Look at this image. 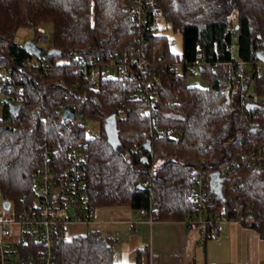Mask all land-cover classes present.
Listing matches in <instances>:
<instances>
[{
    "label": "trees",
    "instance_id": "16d2710c",
    "mask_svg": "<svg viewBox=\"0 0 264 264\" xmlns=\"http://www.w3.org/2000/svg\"><path fill=\"white\" fill-rule=\"evenodd\" d=\"M131 11V0H0V76L7 72L11 85L0 109V198L21 215L33 204L42 145L63 176L68 148L82 143L83 213L128 205L152 220L182 221L195 210L194 177L220 171L224 202L211 193L210 212L250 217L255 222L246 225L264 239V69L257 54L264 52V0H153L146 14L152 32L138 31ZM161 19L181 34L180 56L169 50ZM24 26L35 28L34 41L38 27L50 26L46 47L62 55L36 58L25 51L13 38ZM123 60L131 74L107 75ZM193 67L205 87L187 83ZM245 73L252 76L257 109L243 104L246 89L232 88ZM148 86L155 91L149 102L140 99ZM9 103L19 106L15 113ZM65 105L75 108L73 120L62 118ZM112 114L121 150L106 140L104 121ZM87 120L99 122L94 135ZM146 141L151 151L144 162ZM250 155L254 164L244 163L241 157ZM237 161L243 163L233 168ZM144 180L150 186L138 188ZM205 232L208 238L215 230L208 225ZM144 252L133 264H143ZM56 264L120 263L112 260V239L87 229L61 239Z\"/></svg>",
    "mask_w": 264,
    "mask_h": 264
},
{
    "label": "built area",
    "instance_id": "2783aa9c",
    "mask_svg": "<svg viewBox=\"0 0 264 264\" xmlns=\"http://www.w3.org/2000/svg\"><path fill=\"white\" fill-rule=\"evenodd\" d=\"M152 3L153 0H131L132 17L138 31L143 28L149 32L154 31L152 25H146L147 6ZM37 31L39 36L36 42L46 47L50 40L49 34L42 27H38ZM231 36L236 39L237 33L233 31ZM128 63L126 60L115 63L113 74H131ZM135 63L140 66L141 72H150L148 66ZM258 68L264 69V61L258 64ZM251 85L252 76L250 73L242 74L232 80V88L235 91L246 89L242 98L245 106L256 104L258 101L256 92L248 90ZM0 89L5 92L3 101L7 102L10 99L9 91L11 90V85L7 80V72L0 76ZM154 93L152 87H145L140 92V99H146L149 102V97ZM91 134L94 135V132ZM174 136L180 138L181 133L176 131ZM42 146V160L38 166L33 204L19 216L12 215L9 218H0V264H56V253L61 239L68 237L67 226H88L97 223L94 216L83 213L81 205L83 180L81 168L84 158V144H72L68 148L63 176L59 174L55 164L53 165L49 146L46 144ZM134 149L138 151L140 147L134 145ZM241 159L247 164H254L255 162V157L252 155L242 156ZM240 162L243 163V161H237L230 165L234 168ZM218 172L222 176L221 172ZM210 173L201 172L193 179L190 201L195 210L182 220L188 229L191 230L195 225H201L205 228L212 225L213 230L216 231L218 223L222 221L245 224L255 222L250 217L243 215L231 219L221 214L212 215L208 202L210 194L213 193L210 188ZM141 185L142 187L150 186L148 180H144ZM233 186L236 187V185ZM25 196L23 194L22 198ZM217 200L221 201L220 199ZM10 206L9 204L7 211H9ZM151 207L150 204L149 208ZM136 213L146 218L148 222L153 221L149 215L145 216V209L136 210Z\"/></svg>",
    "mask_w": 264,
    "mask_h": 264
},
{
    "label": "crops",
    "instance_id": "0c3cea01",
    "mask_svg": "<svg viewBox=\"0 0 264 264\" xmlns=\"http://www.w3.org/2000/svg\"><path fill=\"white\" fill-rule=\"evenodd\" d=\"M94 218V229L112 239L114 263L133 264L145 250L143 264H264V239L244 223L219 222L205 238L201 225H195L202 230L197 237L194 226L189 230L181 220L148 222L128 205L100 207Z\"/></svg>",
    "mask_w": 264,
    "mask_h": 264
},
{
    "label": "rangeland",
    "instance_id": "374dc122",
    "mask_svg": "<svg viewBox=\"0 0 264 264\" xmlns=\"http://www.w3.org/2000/svg\"><path fill=\"white\" fill-rule=\"evenodd\" d=\"M159 28L162 29L161 33H163L168 41H169V50L171 51V53H173L174 55H181V50H182V43H181V34L178 31H173L170 26H166L165 22L161 19L159 22ZM50 26L45 27V31L50 34ZM35 37V28H33L32 26H24V27H20L18 28L13 35V38L15 41H17L18 43H20L21 45L25 42V41H31L33 40ZM232 54L235 57L237 55V50L236 48H234L232 50ZM177 71L181 72V67H177ZM107 75H112L113 71L108 68L107 70ZM1 76H3V74H1ZM186 81L189 85H195V86H199V87H205L207 85V80L204 79L198 68L193 67L192 68V73L187 72L186 74ZM248 90L250 92L253 91L252 85L248 88ZM3 95L0 96V109H1V102L3 101ZM86 129L88 133L91 132H98L100 129V125L99 122L93 121V120H87L86 121ZM2 203L3 200L0 198V218H9L12 217V209H10L8 212L4 211L2 208ZM98 211V209L95 210V213ZM94 225L90 224L88 226H82V225H69L67 226V236L71 237L73 235L76 234H82L84 233L87 229H94ZM100 229V228H99ZM199 229V230H198ZM198 236H201L200 234L202 233V230L200 228H197L194 226V230H193ZM194 235V234H193ZM192 235V236H193ZM135 262V261H134ZM133 263V262H132Z\"/></svg>",
    "mask_w": 264,
    "mask_h": 264
},
{
    "label": "water",
    "instance_id": "95a60500",
    "mask_svg": "<svg viewBox=\"0 0 264 264\" xmlns=\"http://www.w3.org/2000/svg\"><path fill=\"white\" fill-rule=\"evenodd\" d=\"M237 28V26H236ZM22 48L33 55L36 58H51V57H56V56H61L62 52L56 50V49H47L44 46L39 45L36 41L31 40V41H25L22 44ZM258 56L261 61H264V52L263 50L258 51ZM9 109L11 110L12 113H15L19 106L18 105H13V104H8ZM247 109L253 110L259 108L257 104H247L246 105ZM78 112H81L79 110ZM76 116V110L73 106L70 105H65L62 109V118L63 119H70L73 120ZM104 129H105V134H106V140L107 142L116 150H121V144L119 141L118 137V129L116 126V120H115V115L112 114L108 116L105 121H104ZM141 152H142V160L144 162L147 161V156L145 155L146 153H149L151 151V144L150 141H146L144 144L141 146ZM210 188L215 195L217 199H220L224 202V197L222 193V183L224 182L225 178L220 176V173L218 171H213L210 173ZM138 188H142L141 184L139 182L136 183ZM9 201H3L2 203V208L3 210L7 211L9 207Z\"/></svg>",
    "mask_w": 264,
    "mask_h": 264
}]
</instances>
